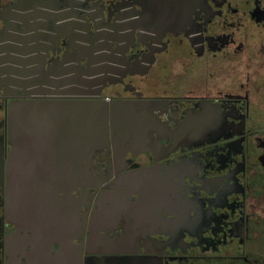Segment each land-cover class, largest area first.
<instances>
[{
    "label": "flooded vegetation",
    "instance_id": "obj_1",
    "mask_svg": "<svg viewBox=\"0 0 264 264\" xmlns=\"http://www.w3.org/2000/svg\"><path fill=\"white\" fill-rule=\"evenodd\" d=\"M0 264H264V0H0Z\"/></svg>",
    "mask_w": 264,
    "mask_h": 264
},
{
    "label": "water",
    "instance_id": "obj_2",
    "mask_svg": "<svg viewBox=\"0 0 264 264\" xmlns=\"http://www.w3.org/2000/svg\"><path fill=\"white\" fill-rule=\"evenodd\" d=\"M89 120L90 122V141L95 140L96 142L101 141V139H106V116L102 114L98 106L89 104L88 106ZM76 112V111H75ZM101 112V113H100ZM16 125L18 124V119H15ZM76 123V122H75ZM93 125L97 127L95 131L92 130ZM99 128V130H98ZM101 129V130H100ZM18 132L15 133L17 135ZM18 142V140H17ZM95 142V143H96ZM96 145H91L90 151L93 152ZM19 147L15 148L13 152V158L15 160L14 165H20L19 159ZM11 196H10V213L16 216L17 220H21L22 223H34L43 216L44 210L48 213L51 212V205L57 199V194L62 192H69L70 189L78 184L75 180L73 184L63 187L62 184L65 183L70 178L78 175L80 180L87 177L86 173H73V174H47V173H35L26 172L23 169H17L16 167L11 170ZM72 175V176H68ZM83 179L82 181H85ZM72 186V187H71ZM65 188V189H64ZM53 201V202H52ZM50 208V210H49Z\"/></svg>",
    "mask_w": 264,
    "mask_h": 264
},
{
    "label": "crops",
    "instance_id": "obj_3",
    "mask_svg": "<svg viewBox=\"0 0 264 264\" xmlns=\"http://www.w3.org/2000/svg\"><path fill=\"white\" fill-rule=\"evenodd\" d=\"M79 125H80V124H79ZM72 174H73V173H72ZM77 174H81V173H78V172H77ZM68 176H70V175H68ZM85 178H86V176H85ZM73 181H74V179L70 178V179L67 180L66 182H68V183H74ZM75 181H78V179L75 180Z\"/></svg>",
    "mask_w": 264,
    "mask_h": 264
},
{
    "label": "bare ground",
    "instance_id": "obj_4",
    "mask_svg": "<svg viewBox=\"0 0 264 264\" xmlns=\"http://www.w3.org/2000/svg\"><path fill=\"white\" fill-rule=\"evenodd\" d=\"M78 123H79V121H78ZM86 126L89 127V124H88L87 122H86ZM75 129H76V128H75ZM92 129H93V130H94V129H97V127L93 125V128H92ZM74 133H76V132L74 131Z\"/></svg>",
    "mask_w": 264,
    "mask_h": 264
},
{
    "label": "trees",
    "instance_id": "obj_5",
    "mask_svg": "<svg viewBox=\"0 0 264 264\" xmlns=\"http://www.w3.org/2000/svg\"><path fill=\"white\" fill-rule=\"evenodd\" d=\"M258 257H260V259H262L263 258V255H257Z\"/></svg>",
    "mask_w": 264,
    "mask_h": 264
}]
</instances>
